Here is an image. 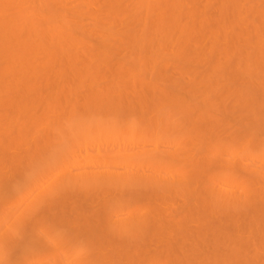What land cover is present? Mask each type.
<instances>
[{"label": "bare ground", "instance_id": "1", "mask_svg": "<svg viewBox=\"0 0 264 264\" xmlns=\"http://www.w3.org/2000/svg\"><path fill=\"white\" fill-rule=\"evenodd\" d=\"M0 0V177L5 151L23 181L0 204V236L48 193L70 184L63 208L88 214L105 181L142 180L154 215L102 238L112 264L164 254V264H221L237 237L259 259L257 202L234 211L161 189L173 174L151 158L142 118L176 124L161 97L197 119L240 118L264 99V0ZM247 94V95H246ZM103 102H97V98ZM134 106L140 117L126 115ZM239 114V116H238ZM185 142L178 138L179 149ZM191 159L197 141L193 139ZM71 147V159H62ZM71 173V175H69ZM2 248V244H0ZM0 264H6L0 251Z\"/></svg>", "mask_w": 264, "mask_h": 264}, {"label": "snow or ice", "instance_id": "2", "mask_svg": "<svg viewBox=\"0 0 264 264\" xmlns=\"http://www.w3.org/2000/svg\"><path fill=\"white\" fill-rule=\"evenodd\" d=\"M59 9V0H43ZM148 2V0H145ZM247 95V94H246ZM103 102V98H97ZM240 118L221 117L219 121L199 120L195 111L187 110L183 103L161 97L157 104L166 105L176 118L169 125L142 118L146 135L157 145L151 158L162 171H171V181L161 189L176 194L177 190L200 197L201 203L211 207L227 205L234 211L260 205L259 221L264 232V99L257 111L249 99ZM126 115L140 117L134 106ZM239 116V114H238ZM184 137L177 149L174 142ZM193 139L197 141L195 159H191ZM69 147L62 159H71ZM5 171L0 177V204L6 205L16 196L13 185L23 181L22 171H7L12 166L10 152L4 154ZM71 175V173H69ZM142 180L132 177L127 181H105L99 192L97 207L88 214L67 211L63 208L65 196L73 189L65 185L58 193L46 194L29 216L0 236L6 264H112L106 254L107 245L102 238L116 234L114 224L123 220L137 221L154 215L156 208L149 205L141 192ZM259 259L247 264H264V240L260 242ZM236 249L229 250V259L221 264H245V252L256 256L254 248L244 237H237ZM166 257L159 252H142L137 259L119 264H164Z\"/></svg>", "mask_w": 264, "mask_h": 264}]
</instances>
